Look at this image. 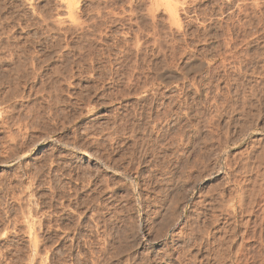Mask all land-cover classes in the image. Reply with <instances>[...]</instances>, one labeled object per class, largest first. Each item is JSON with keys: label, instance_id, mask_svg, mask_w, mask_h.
Returning a JSON list of instances; mask_svg holds the SVG:
<instances>
[{"label": "rangeland", "instance_id": "rangeland-1", "mask_svg": "<svg viewBox=\"0 0 264 264\" xmlns=\"http://www.w3.org/2000/svg\"><path fill=\"white\" fill-rule=\"evenodd\" d=\"M0 33V264H264V0H0Z\"/></svg>", "mask_w": 264, "mask_h": 264}, {"label": "bare ground", "instance_id": "bare-ground-1", "mask_svg": "<svg viewBox=\"0 0 264 264\" xmlns=\"http://www.w3.org/2000/svg\"><path fill=\"white\" fill-rule=\"evenodd\" d=\"M64 1V0H63ZM233 1V0H232ZM72 3V2H71ZM248 4V3H247ZM9 5V4H8ZM71 5V4H70ZM15 6V5H14ZM176 6V5H175ZM167 7V6H166ZM73 8V7H72ZM169 8V7H168ZM229 8V7H228ZM256 8V7H255ZM52 9V8H51ZM250 9V8H249ZM173 10V9H172ZM169 11V10H168ZM72 12V11H71ZM74 12V11H73ZM170 12V11H169ZM245 12V11H244ZM171 13V12H170ZM75 14V13H74ZM176 14H177V12H176ZM253 14V13H252ZM251 14V15H252ZM34 16V15H33ZM37 16H39V15H37ZM48 16V15H47ZM175 16V15H174ZM26 17V16H25ZM35 19V18H34ZM230 19V18H229ZM7 21V20H6ZM178 21V20H177ZM260 21H261V19H260ZM17 22V21H16ZM25 22V21H24ZM27 23V22H26ZM20 24V23H19ZM58 24H61V23H58ZM232 24V23H231ZM260 24V23H259ZM263 24V23H262ZM48 25V24H47ZM50 25V24H49ZM105 25V24H104ZM30 26V25H29ZM37 26V25H36ZM62 26V25H61ZM243 26V25H242ZM253 26V25H252ZM77 27V26H76ZM255 27V26H254ZM70 28V27H69ZM243 28V27H242ZM95 29V28H94ZM2 30V29H1ZM22 30V29H21ZM85 30V29H84ZM226 31V30H225ZM4 32V31H3ZM17 32V31H16ZM246 32V31H245ZM1 34V33H0ZM2 35V34H1ZM12 36V35H11ZM19 36V35H18ZM10 37V36H9ZM22 37V36H21ZM101 37V36H100ZM138 37V36H137ZM7 38V37H6ZM1 39V38H0ZM30 39V38H29ZM233 39V38H232ZM226 40V39H225ZM9 41V40H8ZM29 41V40H28ZM86 41V40H85ZM141 41V40H140ZM229 41V40H228ZM232 41V40H231ZM137 42V41H136ZM77 43V42H76ZM79 43V42H78ZM154 43H156V42H154ZM160 43V42H159ZM228 43V42H227ZM75 44V43H74ZM138 44H139V41H138ZM234 44V43H233ZM12 45H13V43H12ZM33 45V44H32ZM63 45V44H62ZM22 46V45H21ZM111 46V45H110ZM12 47V46H11ZM80 47V46H79ZM106 48V47H105ZM138 48V47H137ZM160 48V47H159ZM81 49V48H80ZM165 49V48H164ZM163 49V50H164ZM171 49V48H170ZM5 50H6V48H5ZM12 50V49H11ZM77 50V49H76ZM103 50V49H102ZM130 51V50H129ZM227 51V50H226ZM33 52V51H32ZM57 52V51H56ZM7 53V52H6ZM48 53V52H47ZM9 54V53H8ZM61 54V53H60ZM219 54V53H218ZM1 55V54H0ZM17 55H18V53H17ZM104 55V54H103ZM163 55V54H162ZM166 55V54H165ZM246 55V54H245ZM2 56V55H1ZM16 56V55H15ZM142 56V55H141ZM5 57V56H4ZM7 57H9V56H7ZM13 57V56H12ZM52 57V56H51ZM74 57V56H73ZM104 57V56H103ZM45 58V57H44ZM76 58V57H75ZM163 58V57H162ZM225 58V57H224ZM9 59V58H8ZM7 59V60H8ZM56 59V58H55ZM66 59V58H65ZM94 59V58H93ZM97 59V58H96ZM194 59V58H193ZM231 59H233V58H231ZM89 60V59H88ZM99 60V59H98ZM101 60V59H100ZM130 60H131V58H130ZM134 60V59H133ZM149 60V59H148ZM172 60V59H171ZM230 60V59H229ZM4 61V60H3ZM20 61V60H19ZM43 61V60H42ZM95 61V60H94ZM163 61V60H162ZM202 61V60H201ZM200 61V62H201ZM75 62V61H74ZM141 62V61H140ZM170 62V61H169ZM77 63V62H76ZM94 63V62H93ZM168 63V62H167ZM162 64V63H161ZM212 64V63H211ZM223 64V63H222ZM132 65V64H131ZM219 65H220V63H219ZM18 66V65H17ZM81 66V65H80ZM125 66V65H124ZM5 67V66H4ZM25 67H27V66H25ZM40 67V66H39ZM117 67V66H116ZM165 67V66H164ZM168 67V66H167ZM186 67V66H185ZM226 67V66H225ZM11 68V67H10ZM15 68V67H14ZM22 68V67H21ZM53 68V67H52ZM118 68V67H117ZM213 68V67H212ZM219 68V67H218ZM5 69V68H4ZM103 69V68H102ZM7 70V69H6ZM30 70V69H29ZM53 70V69H52ZM137 70V69H136ZM9 71H11V70H9ZM23 71V70H22ZM105 71V70H104ZM109 71V70H108ZM29 72V71H28ZM32 73V72H31ZM60 73V72H59ZM74 73V72H73ZM130 73V72H129ZM33 74V73H32ZM62 74V73H61ZM122 74V73H121ZM159 74V73H158ZM102 75V74H101ZM175 75V74H174ZM30 76V75H29ZM28 76V77H29ZM88 76V75H87ZM157 76V75H156ZM49 77V76H48ZM85 77V76H84ZM147 77V76H146ZM82 78V77H81ZM113 78V77H112ZM137 78V77H136ZM54 79V78H53ZM161 79V78H160ZM12 80V79H11ZM62 80V79H61ZM137 80V79H136ZM145 80V79H144ZM13 81V80H12ZM138 81V80H137ZM36 82V81H35ZM135 83V82H134ZM133 83V84H134ZM3 84V83H2ZM38 86V85H37ZM40 86V85H39ZM84 86V85H83ZM141 86H142V84H141ZM85 87H86V85H85ZM123 87V86H122ZM136 87V86H135ZM203 87V86H202ZM80 88V87H79ZM119 88V87H118ZM196 88V87H195ZM32 89V88H31ZM37 88H35V90H36ZM87 89V88H86ZM116 89V88H115ZM119 89H121V88H119ZM261 89V88H260ZM83 90V89H82ZM128 90V89H127ZM105 91V90H104ZM156 91V90H155ZM6 92H7V90H6ZM120 92V91H119ZM199 92V91H198ZM125 93V92H124ZM127 93V92H126ZM232 93V92H231ZM39 94V93H38ZM50 94V93H49ZM118 94V93H117ZM29 95V94H28ZM55 95V94H54ZM114 96V95H113ZM16 97V96H15ZM54 97V96H53ZM68 97V96H67ZM187 97V96H186ZM20 98V97H19ZM65 98V97H64ZM231 98V97H230ZM244 98V97H243ZM12 99V98H11ZM88 99V98H87ZM152 99V98H151ZM223 99V98H222ZM229 99V98H228ZM4 100V99H3ZM28 101V100H27ZM213 101V100H212ZM231 102V101H230ZM238 102V101H237ZM123 103V102H122ZM216 103H217V101H216ZM219 103V102H218ZM95 104V103H94ZM106 104V103H105ZM149 104V103H148ZM160 104V103H159ZM123 105V104H122ZM30 106V105H29ZM221 106V105H220ZM245 106V105H244ZM253 106V105H252ZM91 107H92V105H91ZM243 107V106H242ZM73 108V107H72ZM233 108V107H232ZM250 108V107H249ZM36 109V108H35ZM151 109V108H150ZM159 109V108H158ZM164 109V108H163ZM162 109V110H163ZM172 109V108H171ZM30 110H32V109H30ZM133 110V109H132ZM236 110V109H235ZM2 111V110H1ZM47 112V111H46ZM50 112V111H49ZM135 112V111H134ZM168 112V111H167ZM215 112V111H214ZM252 112V111H251ZM3 113H4V111H3ZM169 113V112H168ZM219 113V112H218ZM1 114H2V112H1ZM0 114V115H1ZM6 114V113H5ZM18 114V113H17ZM165 114V113H164ZM194 114V113H193ZM193 114H192V116H193ZM233 114V113H232ZM4 115V114H3ZM8 115V114H7ZM212 115V114H211ZM218 115V114H217ZM9 116V115H8ZM35 116H37V115H35ZM49 116V115H48ZM78 116V115H77ZM129 116V115H128ZM141 116V115H140ZM3 117V116H2ZM6 117V116H5ZM5 117H3L2 118V121L4 122V121H6L5 119ZM51 117V116H50ZM8 118V117H7ZM25 118V117H24ZM79 118V117H78ZM59 119V118H58ZM14 121V120H13ZM29 121V120H28ZM74 121V120H73ZM146 121V120H145ZM153 121V120H152ZM7 122V121H6ZM71 122V121H70ZM168 122V121H167ZM236 122V121H235ZM5 123V122H4ZM8 123V122H7ZM6 123V124H7ZM38 123V122H37ZM66 123V122H65ZM243 123V122H242ZM64 124V123H63ZM229 124V123H228ZM58 125V124H57ZM138 125V124H137ZM148 125V124H147ZM242 125V124H241ZM16 126H17V124H16ZM185 126H187V125H185ZM190 126V125H189ZM222 126V125H221ZM40 127V126H39ZM57 127V126H56ZM63 127V126H62ZM188 127V126H187ZM226 127V126H225ZM25 128V127H24ZM224 128V127H223ZM10 129V128H9ZM16 129V128H15ZM34 129V128H33ZM38 129V128H37ZM45 129V128H44ZM147 129V128H146ZM228 129V128H227ZM22 130V129H21ZM158 130V129H157ZM183 130V129H182ZM232 130V129H231ZM19 131V130H18ZM134 131V130H133ZM213 131V130H212ZM233 131V130H232ZM5 132V131H4ZM156 132V131H155ZM9 133V132H8ZM15 133V132H14ZM19 133V132H18ZM32 133V132H31ZM212 133V132H211ZM210 133V134H211ZM83 134V133H82ZM181 134V133H180ZM222 134V133H221ZM16 135V134H15ZM185 135V134H184ZM196 135V134H195ZM215 135V134H214ZM227 135V134H226ZM6 136H8V135H6ZM10 136V135H9ZM20 136V135H19ZM38 136V135H37ZM68 136V135H67ZM1 138V137H0ZM11 138V137H10ZM20 138V137H19ZM37 138V137H36ZM45 138H47V139H49L50 137H49V135H46L45 136ZM58 138V137H57ZM73 138V137H72ZM113 138V137H112ZM207 138V137H206ZM229 138V137H228ZM14 139V138H13ZM191 139V138H190ZM12 140V139H11ZM18 140L19 139H17L16 140V142H18ZM21 140V139H20ZM46 140V139H45ZM68 140V139H67ZM160 140V139H159ZM169 140V139H168ZM203 140V139H202ZM15 141V140H14ZM22 141V140H21ZM63 141V140H62ZM178 141V140H177ZM11 142V141H10ZM15 142V143H16ZM67 142V141H66ZM83 142V141H82ZM223 142V141H222ZM19 143H21V142H18L17 144H19ZM62 143V142H61ZM151 143V142H150ZM228 143V142H227ZM22 144V143H21ZM24 144V143H23ZM79 144V143H78ZM4 145V144H3ZM35 145V144H34ZM84 145V144H83ZM87 145V144H86ZM118 145V144H117ZM178 145V144H177ZM19 146V145H18ZM66 147H68L67 145H65ZM82 146V145H81ZM100 146V145H99ZM158 146V145H157ZM9 147V146H8ZM13 147H15V146H13ZM26 147V146H25ZM64 147V146H63ZM69 147H70V145H69ZM20 148V147H19ZM2 149V148H1ZM11 149H12V147H11ZM14 149V148H13ZM15 149H16V147H15ZM21 149V148H20ZM138 149V148H137ZM214 149V148H213ZM177 150V149H176ZM15 151V150H14ZM23 151V150H22ZM184 151V150H183ZM225 151V150H224ZM11 152V151H10ZM213 152V151H212ZM13 153V152H12ZM15 153H17L16 151H15ZM14 154V153H13ZM50 154V153H49ZM111 154V153H110ZM188 154V153H187ZM209 154V153H208ZM8 155V154H7ZM108 155V154H107ZM131 155V154H130ZM177 155V154H176ZM204 155V154H203ZM214 155V154H213ZM4 156V155H3ZM60 156V155H59ZM109 156V155H108ZM136 156V155H135ZM212 156V155H211ZM11 157V156H10ZM19 158H21V156H18ZM37 157V156H36ZM49 157V156H48ZM213 157V156H212ZM133 158V157H132ZM3 159V158H2ZM1 159V160H2ZM7 159V158H6ZM141 159V158H140ZM209 159H211V158H209ZM218 160V159H217ZM114 161V160H113ZM181 162V161H180ZM207 162V161H206ZM227 162V161H226ZM184 163V162H183ZM106 164V163H105ZM159 164V163H158ZM189 164V163H188ZM230 164V163H229ZM54 165V164H53ZM65 165V164H64ZM67 165V164H66ZM181 165V164H180ZM179 166V165H178ZM244 166V165H243ZM35 167V166H34ZM190 167V166H189ZM205 167V166H204ZM89 168V167H88ZM185 168V167H184ZM42 169V168H41ZM184 170V169H183ZM191 170V169H190ZM57 171V170H56ZM182 171V170H181ZM211 171V170H210ZM60 172V171H59ZM87 172V171H86ZM115 172V171H114ZM39 173V172H38ZM151 173V172H150ZM178 173V172H177ZM183 173V172H182ZM190 173V172H189ZM69 174V173H68ZM146 174V173H145ZM157 174V173H156ZM208 174V173H207ZM91 175V174H90ZM203 175V174H202ZM236 175V174H235ZM36 176V175H35ZM82 176V175H81ZM151 176V175H150ZM156 176V175H155ZM234 176V175H233ZM55 177V176H54ZM179 177V176H178ZM232 177V176H231ZM33 178V177H32ZM62 178V177H61ZM89 178V177H88ZM166 178V177H165ZM175 178V177H174ZM180 178V177H179ZM197 178V177H196ZM84 179V178H83ZM187 179V178H186ZM16 180H17V178H16ZM119 180V179H118ZM161 180V179H160ZM190 180V179H189ZM230 180V179H229ZM237 180V179H236ZM18 181V180H17ZM32 181V180H31ZM30 181V182H31ZM52 181V180H51ZM57 181V180H56ZM90 181V180H89ZM33 182V181H32ZM98 182V181H97ZM102 182V181H101ZM148 182V181H147ZM193 182V181H192ZM242 182V181H241ZM34 183V182H33ZM100 183V182H99ZM117 183V182H116ZM171 183V182H170ZM187 183V182H186ZM36 184V183H35ZM43 184V183H42ZM219 184V183H218ZM239 185H240V182H239ZM261 185V184H260ZM43 186V185H42ZM54 186V185H53ZM149 186H150V184H149ZM190 186V185H189ZM24 187V186H23ZM87 187V186H86ZM213 187V186H212ZM228 187V186H227ZM231 187V186H230ZM261 187V186H260ZM57 188V187H56ZM199 188V187H198ZM209 188V187H208ZM207 188V189H208ZM239 188V187H238ZM28 189V188H27ZM51 189V188H50ZM177 189V188H176ZM179 189V188H178ZM189 189V188H188ZM212 189V188H211ZM213 189H215V188H213ZM242 189V188H241ZM80 190V189H79ZM110 190V189H109ZM165 190V189H164ZM210 190V189H209ZM244 190H245V188H244ZM94 191V190H93ZM243 191V190H242ZM51 192V191H50ZM76 192V191H75ZM177 192V191H176ZM181 192V191H180ZM205 192V191H204ZM219 192V191H218ZM11 193V192H10ZM23 193V192H22ZM25 194V193H24ZM73 194V193H72ZM101 194V193H100ZM187 194V193H186ZM222 194V193H221ZM61 195V194H60ZM59 195V196H60ZM63 195V194H62ZM65 195V194H64ZM183 195V194H182ZM208 195V194H207ZM39 196V195H38ZM124 196V195H123ZM158 196V195H157ZM175 196V195H174ZM179 197V196H178ZM253 197H255V196H253ZM23 198V197H22ZM67 198V197H66ZM121 198V197H120ZM174 198V197H173ZM182 198H184V197H182ZM211 198V197H210ZM209 198V199H210ZM231 198H232V196H231ZM39 199V198H38ZM65 199V198H64ZM89 199V198H88ZM1 200V199H0ZM3 200V199H2ZM1 200V201H2ZM5 200V199H4ZM61 200V199H60ZM94 200V199H93ZM177 200H179V199H177ZM17 201V200H16ZM37 201V200H36ZM69 201V200H68ZM172 201V200H171ZM199 201H201V200H199ZM227 201V200H226ZM38 202H40V201H38ZM51 203V202H50ZM67 203V202H66ZM98 203V202H97ZM171 203V202H170ZM173 203V202H172ZM175 203H176V201H175ZM177 203H178V201H177ZM183 203V202H182ZM200 203H202V202H200ZM60 204V203H59ZM208 204V203H207ZM212 204H213V202H212ZM224 204V203H223ZM173 204H171V206H172ZM44 206V205H43ZM264 206V205H263ZM66 207V206H65ZM216 207V206H215ZM199 208V207H198ZM221 209V208H220ZM51 210V209H50ZM218 210H219V208H218ZM116 211V210H115ZM154 211V210H153ZM4 212V211H3ZM152 212V211H151ZM204 212V211H203ZM210 212V211H209ZM226 212V211H225ZM127 213V212H126ZM261 213V212H260ZM4 214V213H3ZM92 214V213H91ZM97 214V213H96ZM117 214V213H116ZM157 214V213H156ZM188 214V213H187ZM28 215V214H27ZM100 215V214H99ZM174 215H175V213H174ZM179 215V214H178ZM36 216V215H35ZM134 216V215H133ZM189 216V215H188ZM214 216V215H213ZM10 217V216H9ZM13 217V216H12ZM16 217V216H15ZM79 217V216H78ZM67 218V217H66ZM101 218V217H100ZM26 219V218H25ZM24 219V220H25ZM31 219V218H30ZM36 219H38V218H36ZM104 219V218H103ZM162 219V218H161ZM214 219V218H213ZM96 220V219H95ZM130 220V219H129ZM36 221V220H35ZM48 221V220H47ZM78 221V220H77ZM225 221V220H224ZM228 221V220H227ZM37 223V222H36ZM68 223V222H67ZM85 223V222H84ZM159 223V222H158ZM86 224V223H85ZM4 225V224H3ZM16 225V224H15ZM35 225V224H34ZM119 225V224H118ZM120 226V225H119ZM128 226V225H127ZM134 226V225H133ZM30 227V226H29ZM195 227V226H194ZM193 227V228H194ZM209 227V226H208ZM86 228V227H85ZM191 228V227H190ZM231 228V227H230ZM4 229V228H3ZM195 229V228H194ZM205 229V228H204ZM5 230V229H4ZM23 230H25V229H23ZM38 230V229H37ZM100 230V229H99ZM156 230V229H155ZM184 230V229H183ZM28 232H29V229L27 230ZM117 231V230H116ZM158 231V230H157ZM163 231V230H162ZM21 232V231H20ZM24 232V231H23ZM191 232V231H190ZM198 232V231H197ZM200 232V231H199ZM3 234V233H2ZM194 234V233H193ZM207 234V233H206ZM247 234V233H246ZM98 235V234H97ZM118 235V234H117ZM124 235V234H123ZM35 236V235H34ZM65 236V235H64ZM162 236V235H161ZM105 237V236H104ZM109 237V236H108ZM100 238V237H99ZM197 238V237H196ZM195 238V239H196ZM230 238H231V236H230ZM42 239V238H41ZM28 240H30V239H28ZM109 240V239H108ZM211 240V239H210ZM35 241V240H34ZM33 241V242H34ZM37 241V240H36ZM39 241V240H38ZM99 241V240H98ZM229 241V240H228ZM87 242V241H86ZM105 242V241H104ZM135 242V241H134ZM226 242V241H225ZM35 243V242H34ZM126 244V243H125ZM35 245H36V243H35ZM70 245V244H69ZM99 245V244H98ZM113 245V244H112ZM115 245V244H114ZM204 246V245H203ZM221 246V245H220ZM44 247H46V246H44ZM230 247V246H229ZM43 248V247H42ZM126 248V247H125ZM208 248V247H207ZM67 250V249H66ZM227 250V249H226ZM92 251V250H91ZM119 251V250H118ZM130 251V250H129ZM198 251H200V250H198ZM197 251V252H198ZM70 253V252H69ZM104 253V252H103ZM207 253H209V252H207ZM13 254V253H12ZM56 254V253H55ZM226 255V254H225ZM105 256V255H104ZM206 256V255H205ZM204 257V256H203ZM215 257V256H214ZM221 257V256H220ZM227 258V257H226ZM53 259V258H52ZM215 259V258H214ZM99 260V259H98ZM33 261V260H32ZM124 261V260H123ZM87 263V262H86ZM117 263V262H116ZM128 263V262H127ZM219 263V262H218ZM190 264V263H189Z\"/></svg>", "mask_w": 264, "mask_h": 264}]
</instances>
